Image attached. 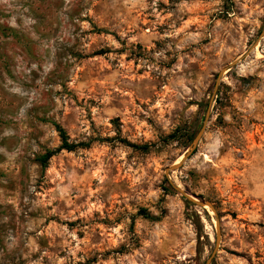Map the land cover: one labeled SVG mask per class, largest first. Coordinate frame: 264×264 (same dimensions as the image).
Wrapping results in <instances>:
<instances>
[{"label": "rangeland", "instance_id": "374dc122", "mask_svg": "<svg viewBox=\"0 0 264 264\" xmlns=\"http://www.w3.org/2000/svg\"><path fill=\"white\" fill-rule=\"evenodd\" d=\"M57 124L91 145L43 166ZM166 180L211 264H264V0H0V264H205Z\"/></svg>", "mask_w": 264, "mask_h": 264}, {"label": "water", "instance_id": "95a60500", "mask_svg": "<svg viewBox=\"0 0 264 264\" xmlns=\"http://www.w3.org/2000/svg\"><path fill=\"white\" fill-rule=\"evenodd\" d=\"M257 45V42L252 46L251 50L254 49ZM249 50L244 57L248 56V54L250 53ZM241 59H237L235 60L234 62H232L231 64H229L228 66H225L220 74H219V77H218V81H217V86H216V89L218 87V84L219 82L221 81L222 79V76L224 75V73L230 69L232 66H235L236 64H238V62L240 61ZM211 107L212 105L210 104L209 105V108L206 112V119H205V122L204 124L202 125V127L199 129V131L197 132V134L195 135L189 149L187 150V152L183 155V158H182V161L179 162L178 164H173L172 166L168 167L167 168V173L170 172V171H173V170H177L179 168H181L183 166V164L191 158V156L194 155V153L196 152L197 148L199 147L203 137H204V134L206 132V128H207V125L210 121V118H211ZM173 188L175 190H177L185 199H187L188 201L200 206V207H209L215 214H216V220H217V234H216V245H215V248L213 250V253L212 255L208 258V260L206 261L205 264H211L212 260L214 259V257L216 256L218 250H219V245H220V236H221V230H220V217L218 216V212H217V209L215 208V206L209 202V201H206V200H203V199H200V198H197L196 196H193L189 193H187L186 191H184L183 189H181L180 187L172 184Z\"/></svg>", "mask_w": 264, "mask_h": 264}, {"label": "trees", "instance_id": "16d2710c", "mask_svg": "<svg viewBox=\"0 0 264 264\" xmlns=\"http://www.w3.org/2000/svg\"><path fill=\"white\" fill-rule=\"evenodd\" d=\"M56 127H57V130H58L60 138H61V145L57 149L49 150L46 152V154L43 155V157L41 158V163L43 166H47V164L49 163V160L54 155H56L58 152H61L62 150H66V151L71 152V151H75L78 148H88L91 145V142L70 141V138H69L66 130L58 124L56 125ZM196 134H191L187 128H184V129L180 128L175 133L171 134L169 136V138L177 140L180 137H185L187 140L193 141ZM119 141L122 143H125L127 145L139 148V146L132 144L131 142L127 141L126 139L120 138ZM143 149H147V146L143 147ZM166 183H167V185H166L165 189L173 191V188H172L171 184H169L168 180H166Z\"/></svg>", "mask_w": 264, "mask_h": 264}, {"label": "bare ground", "instance_id": "6f19581e", "mask_svg": "<svg viewBox=\"0 0 264 264\" xmlns=\"http://www.w3.org/2000/svg\"><path fill=\"white\" fill-rule=\"evenodd\" d=\"M182 158H183V156H181V157L176 161L175 164H178L179 162H181ZM208 208H209V207H208ZM210 212H212L211 209H210ZM213 213H214V212H213ZM210 214H211V213H210Z\"/></svg>", "mask_w": 264, "mask_h": 264}]
</instances>
